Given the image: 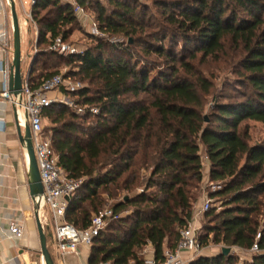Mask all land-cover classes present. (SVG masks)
Masks as SVG:
<instances>
[{
    "label": "trees",
    "instance_id": "16d2710c",
    "mask_svg": "<svg viewBox=\"0 0 264 264\" xmlns=\"http://www.w3.org/2000/svg\"><path fill=\"white\" fill-rule=\"evenodd\" d=\"M77 1L93 11L99 31L123 38L109 52L98 42L65 58L76 70L63 77L83 83L69 95L77 104L97 107L98 114H76L63 104L43 111V121L54 125L44 135L59 165L69 177L84 180L68 200L66 221L83 229L109 200V208L122 214L109 219L93 240L88 264H145L148 245L158 261L164 248L175 249L193 216L191 190L203 179L202 151L209 180L222 182L209 196L224 202L221 210L204 212L212 224L199 245L212 233V242L226 247L256 246L243 264H264L259 198L264 141L249 145L239 129L245 120L264 124V0H151L159 16L148 21L149 8L140 0ZM73 9L68 2L35 0L37 42L64 39L67 33L60 29L75 21ZM151 55L161 63L141 62ZM44 56L37 54L27 68L32 87L57 75L36 68ZM197 57L223 64L239 57L234 73L243 88L240 98L215 99L212 83L191 63ZM139 95L146 97L144 103L131 100ZM209 95L213 102L206 117ZM189 264H238V259L220 252Z\"/></svg>",
    "mask_w": 264,
    "mask_h": 264
},
{
    "label": "built area",
    "instance_id": "2783aa9c",
    "mask_svg": "<svg viewBox=\"0 0 264 264\" xmlns=\"http://www.w3.org/2000/svg\"><path fill=\"white\" fill-rule=\"evenodd\" d=\"M29 9H25L21 3L23 12L27 19L34 23L32 6L35 0H29ZM78 12L80 6L77 0H67ZM5 6L9 8L8 0H4ZM20 26V24H19ZM52 49L65 58L82 54L83 50H77L66 44L61 36L56 37L52 42ZM11 52L9 32L6 27L0 29V103L11 107L16 116L17 123L23 127L25 116L30 127L31 139L36 162L39 169L40 179L43 186V193L36 196L32 201L37 205V215L40 218L46 217L51 221L55 246L60 260L70 254H77L81 245L91 246L93 240L105 228L109 219H117L122 214L114 213L111 208H104L95 213L87 227L78 229L65 219V212L68 207V200L72 194L82 185L83 179H74L62 169L58 163V157L52 149L50 139L43 133V111L51 104H63L72 109L76 114L96 115L99 112L97 107H87L77 104L70 93L77 92L83 88L79 80L64 78L63 75H54L45 79L36 87H32L28 81V72L22 75V88L17 95L9 91V77L11 59L8 51ZM3 120L0 118V122ZM210 208V202L205 201L201 208L193 213L191 221L179 232V240L175 249L164 248L163 258L156 260L154 255L145 258V264H189L199 253V236L197 235V223L200 221V214ZM24 234V226L20 222L12 221L9 224V237L11 239L21 238ZM254 246L250 251H255ZM147 250H143L145 255ZM39 264L42 260L39 255ZM98 264H108L100 262ZM243 264V263H239Z\"/></svg>",
    "mask_w": 264,
    "mask_h": 264
},
{
    "label": "rangeland",
    "instance_id": "374dc122",
    "mask_svg": "<svg viewBox=\"0 0 264 264\" xmlns=\"http://www.w3.org/2000/svg\"><path fill=\"white\" fill-rule=\"evenodd\" d=\"M62 4L67 3V0H59ZM141 2H145L148 6V13L145 17V20L148 21L152 19L151 16H159L156 14V8H152L151 0H140ZM16 13L18 14L19 22H20V41H21V70L22 72H26L28 65L31 64V60L37 56L39 53H46L47 56L42 58H38L36 63V68L42 69L44 72H55L58 75L67 76L70 72L75 71L76 67L73 63H68L62 55L52 49V43L49 45L47 42H43L39 44L37 42L38 32H39V25L37 23L36 18H34V23H31L26 15L23 12L22 6L20 4V0H14ZM26 6L25 9H29L28 0H25ZM101 2L105 3V0ZM80 11H76L73 9V16L75 17V21L71 24H66L61 27V31H65L67 36L62 39L66 44H69L71 47L77 50H84L86 48L94 47L98 42H102L104 44V50L110 51L111 46L113 44H117L118 42H122L123 38L117 36H109L97 29V25L95 22V14L93 11L83 5H80ZM9 8L7 9L8 14V32L10 36L11 42V52H12V26H11V17ZM41 13L39 16H41ZM55 14H51L53 17ZM38 16V17H39ZM161 19V17H159ZM153 20H151L152 22ZM61 36V35H60ZM165 45L169 44L167 41L164 43ZM180 44L178 45V47ZM179 50V49H178ZM181 50V49H180ZM181 54L182 51H179ZM186 55V54H185ZM184 55V56H185ZM10 58L12 61V54H10ZM239 58V57H238ZM238 58L233 57L227 64L220 63L219 61L215 62L212 59H205L201 60L199 57L196 60L192 61L194 68L198 73L202 76L207 78L212 83L211 92L215 94V99L218 101H227L224 96L225 94L230 95L233 99H239L240 94L239 92L243 90V88L238 85L236 81V75L234 73L235 64L237 63ZM37 59V58H36ZM134 60H140L137 56L134 57ZM141 62H144L148 66H152L154 63L160 62L159 58L154 57L153 55L149 56V59L146 60L141 59ZM187 60V59H186ZM41 62L44 65H41ZM152 68V67H151ZM78 79V76H76ZM82 82V81H81ZM138 102H145L146 97L144 95H139L135 99ZM207 105L205 108V114L207 117V113L209 112V108L212 104V95L207 97ZM87 123V121H86ZM54 125L48 118H44L43 121V128L44 134L49 135L50 129ZM239 129L241 133L246 135V139L249 145L258 144L264 141V124L252 121V120H245L240 123ZM19 159L24 162L27 166L26 160V153L25 150L21 147ZM201 160L203 163L202 172H203V179L198 185L196 189H192L191 192L193 193L194 198H196L195 202L193 203V213L200 209L202 204L205 201L210 202V208H213L217 211L221 210V205L224 200L220 199L219 197H210L209 193L213 191H217L221 188V183L219 181H210L209 180V164L206 156L204 155L203 151L201 152ZM143 173V172H142ZM137 192L141 191V189H137ZM260 200L263 203L262 211L264 212V193L259 195ZM112 200H109L104 206L100 209L110 207ZM126 214V213H124ZM46 224V222H44ZM51 221H49L50 225ZM210 219L204 217V212L200 214V221L197 223V235L202 236L206 234V227L210 225ZM47 230V229H46ZM49 230V229H48ZM48 235V248L53 251V247L51 246V241ZM208 241L206 244H201L199 247L198 256H213L222 251V248L226 247L223 244H216L212 242V233L208 235ZM230 253L234 254L238 259V264L243 263L250 260V250H243L237 247H229ZM148 254V253H146ZM145 254V255H146Z\"/></svg>",
    "mask_w": 264,
    "mask_h": 264
},
{
    "label": "crops",
    "instance_id": "0c3cea01",
    "mask_svg": "<svg viewBox=\"0 0 264 264\" xmlns=\"http://www.w3.org/2000/svg\"><path fill=\"white\" fill-rule=\"evenodd\" d=\"M29 2L28 0V5ZM21 3L27 5L25 0H21ZM7 9L4 0H0V29L6 27L8 30ZM10 54L9 50V57ZM0 118L3 120L0 122V264H39L40 243L34 204L27 185V166L19 159L22 146L16 134V116L14 110L3 102L0 103ZM12 221L20 222L24 226L21 238L14 240L9 237V224ZM40 223L46 236L47 248L49 232L53 251L49 248L48 250L56 264H88L90 246L84 245L78 247L77 254H70L60 260L52 224L49 225L46 217L40 218ZM145 249L148 253L144 255L145 258L153 255L150 245ZM40 263L43 264V261Z\"/></svg>",
    "mask_w": 264,
    "mask_h": 264
},
{
    "label": "water",
    "instance_id": "95a60500",
    "mask_svg": "<svg viewBox=\"0 0 264 264\" xmlns=\"http://www.w3.org/2000/svg\"><path fill=\"white\" fill-rule=\"evenodd\" d=\"M9 10L12 24V61L9 77V91L13 95H17L22 88V71H21V39H20V27L18 22V16L16 13L14 0H8ZM207 120V118H206ZM16 134L18 141L22 148L25 150L27 159V185L29 189V195L32 200L43 193V186L40 179L39 169L36 162L30 127L27 122L26 116L23 127H21L16 121ZM38 207L34 205L35 221L40 243V255L44 264H56L52 258L47 245L46 236L43 232L39 216L37 215ZM222 254L227 255L230 253L229 247L222 248Z\"/></svg>",
    "mask_w": 264,
    "mask_h": 264
},
{
    "label": "bare ground",
    "instance_id": "6f19581e",
    "mask_svg": "<svg viewBox=\"0 0 264 264\" xmlns=\"http://www.w3.org/2000/svg\"><path fill=\"white\" fill-rule=\"evenodd\" d=\"M43 264H44V262H43Z\"/></svg>",
    "mask_w": 264,
    "mask_h": 264
}]
</instances>
